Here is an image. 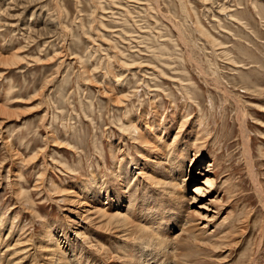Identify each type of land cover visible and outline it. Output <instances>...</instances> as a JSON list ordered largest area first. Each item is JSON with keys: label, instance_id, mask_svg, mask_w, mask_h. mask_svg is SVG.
I'll use <instances>...</instances> for the list:
<instances>
[{"label": "rangeland", "instance_id": "1", "mask_svg": "<svg viewBox=\"0 0 264 264\" xmlns=\"http://www.w3.org/2000/svg\"><path fill=\"white\" fill-rule=\"evenodd\" d=\"M30 2L0 0V241L12 224V235L22 228L34 245L17 264L43 263L41 231L47 225L52 237L69 215L71 195L61 190L93 175L103 186L127 168L133 186L132 163L155 144L172 149L192 127L199 134L188 160L201 147L204 155L186 163L188 193L208 161L222 182L216 204L211 192L190 205L214 216L207 260L262 264L264 0ZM221 223L231 239H218Z\"/></svg>", "mask_w": 264, "mask_h": 264}, {"label": "bare ground", "instance_id": "2", "mask_svg": "<svg viewBox=\"0 0 264 264\" xmlns=\"http://www.w3.org/2000/svg\"><path fill=\"white\" fill-rule=\"evenodd\" d=\"M26 1L31 3L30 0ZM168 127L170 128L165 130V135L173 132L174 126ZM133 133H128L133 140L136 139L139 143L149 141V134ZM196 133L199 134L198 130L192 127L184 134L181 133L172 149H167L168 144L159 143L152 147L154 151L147 158L141 154L131 165L132 168L134 167L131 172L137 169L133 186L125 183L126 174L129 173L127 168L125 171L113 173L114 177L107 176L103 186L92 174V178L85 179L74 187L70 186L71 188L66 192L64 189L61 190L62 196L71 195L67 198L70 205L66 211L69 215L65 224L56 229L53 235L51 234L52 237H48L52 232L47 225L41 231L45 238L43 242L47 244L43 246L46 252L42 253L43 263L40 264H212L206 257L209 246L215 239L214 233L208 232L214 216L200 217L196 211L190 209V205L196 207V203L211 192L213 195L217 194L214 198L216 204L221 198L218 197L221 191L218 188H222L220 187L222 182H216L213 163L208 161L205 162L207 167L203 168L201 173L194 175V177L200 176V180L191 186L188 193L187 155L195 145ZM150 135L156 140L162 133L161 130H155L151 131ZM243 142L247 147V138L244 135ZM112 155L114 158V154ZM203 155L204 148L201 147L193 159L202 158ZM193 159L189 162L192 163ZM199 160L201 159L197 161ZM38 185H35V189L40 188ZM141 186H143L142 190ZM28 202V197H25L24 203ZM225 205L221 200L222 208L216 212L217 218L224 213ZM196 214L199 215L197 217L199 222L195 221L196 218L192 219ZM223 219H227V215ZM202 223L204 224L200 225ZM11 226L9 237L7 234L6 240L2 238L0 241V260L2 258L7 260L11 256L13 260L16 259V262L12 260L11 262L17 264V261H23L26 253L28 255V252L33 250L34 245L31 243L32 236L27 237L28 233L22 235L24 233L22 228L19 233L12 235ZM221 226H227L221 230L226 232L218 239H228L231 235L229 230L231 226L224 223H221ZM86 232H91L96 240L94 242L92 238L90 240ZM14 236L15 239L8 241ZM6 254L9 256L6 257ZM228 257L229 255L226 254L215 263L229 264L230 257ZM262 260L264 264V257ZM252 261L255 262L254 258ZM1 264L11 263L4 261Z\"/></svg>", "mask_w": 264, "mask_h": 264}]
</instances>
